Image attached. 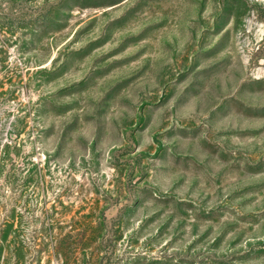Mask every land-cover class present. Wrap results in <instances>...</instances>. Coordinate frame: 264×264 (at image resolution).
<instances>
[{"label":"rangeland","instance_id":"374dc122","mask_svg":"<svg viewBox=\"0 0 264 264\" xmlns=\"http://www.w3.org/2000/svg\"><path fill=\"white\" fill-rule=\"evenodd\" d=\"M0 264H264V0H0Z\"/></svg>","mask_w":264,"mask_h":264}]
</instances>
